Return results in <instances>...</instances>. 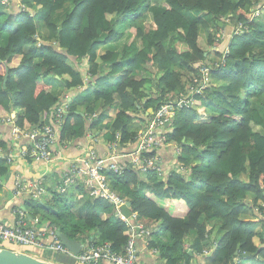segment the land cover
<instances>
[{
  "label": "trees",
  "instance_id": "1",
  "mask_svg": "<svg viewBox=\"0 0 264 264\" xmlns=\"http://www.w3.org/2000/svg\"><path fill=\"white\" fill-rule=\"evenodd\" d=\"M5 5L0 0V148L7 146L4 119L12 117L24 131L41 129L54 120L62 95L79 89L69 101L60 144L92 131L125 149L136 144L134 124L146 125L161 105L189 96L208 67V86L168 125L167 142L180 146L175 159L187 170L105 173L140 221L157 224L148 247L164 264H192L207 251L206 264H264V15L255 14L264 0ZM121 28L134 30V38L118 51ZM96 104L101 114L89 121ZM111 108L116 113L105 123ZM9 171L0 157V193ZM51 194L53 203L26 200L27 216L42 217L48 228L84 244L108 241L125 252L131 233L108 200L86 194L75 211L73 195ZM2 246L26 251L9 242Z\"/></svg>",
  "mask_w": 264,
  "mask_h": 264
},
{
  "label": "built area",
  "instance_id": "2",
  "mask_svg": "<svg viewBox=\"0 0 264 264\" xmlns=\"http://www.w3.org/2000/svg\"><path fill=\"white\" fill-rule=\"evenodd\" d=\"M11 0H3V3L8 5ZM210 68L203 67L202 84L194 88L192 87L189 96H181L177 99L161 105L147 127L141 131L136 140L134 148L130 151H122L118 144L108 142L109 153L101 155L95 145L89 147L85 154L74 160L68 171L65 172L62 181L59 185V192L65 194L70 192V189L78 181L86 179V183L90 187L89 194L95 198H104L114 206L116 217L124 220L130 230L131 236L127 243L124 253H119L112 248V244L106 242L87 241L84 244L82 251L75 255L65 246L57 233V228L35 227L31 226L27 219V213L24 209L18 210V215L15 224L7 225L0 222V246L3 242H9L24 248L50 249L58 253L66 255H75L79 264H101L103 261H108L111 264H143L140 258L139 240L145 239L148 247L153 228L139 220V216L131 208V215L127 216L123 211L122 206L127 203V199L120 195L111 185V181L105 173V170H111L118 175H123L127 169L138 170L140 173L157 172L163 176L167 173V168L159 162L158 151L166 145H173L167 142V133L170 131L168 125L174 117L178 109L192 106L196 103V93L202 91L210 82ZM69 103H60L55 111L54 120L47 123L41 129L33 131H24L18 125L14 124V119L9 117L7 120L14 124V135L17 138L26 136L32 140V147L25 155H28L36 160L46 161L48 163L54 160L52 147L57 144L60 139L61 126L64 123ZM93 117L89 118L92 121ZM174 146V153L178 156L181 153L179 145ZM154 155L150 153L154 152ZM8 162L12 159L7 156ZM172 168V167H171ZM176 170L184 173L187 168L176 162L172 171ZM169 171V170H168ZM171 171V170H170ZM47 192V189L42 186L41 181L16 183L15 194H27L32 198L38 199ZM264 208V203H263ZM264 218V210L262 214ZM149 248V247H148ZM150 249V248H149ZM158 254L156 249H150ZM237 260L235 264H240Z\"/></svg>",
  "mask_w": 264,
  "mask_h": 264
},
{
  "label": "crops",
  "instance_id": "3",
  "mask_svg": "<svg viewBox=\"0 0 264 264\" xmlns=\"http://www.w3.org/2000/svg\"><path fill=\"white\" fill-rule=\"evenodd\" d=\"M232 31V27L228 29V32ZM102 53L104 52V48L100 49ZM72 63V62H71ZM56 93H59L61 90L60 87L53 88ZM79 89H75L69 91L62 95L61 103L68 102L73 100L75 96L79 93ZM67 98L69 99L67 101ZM97 105V104H96ZM79 109L84 110V106H80ZM21 110H19V113ZM68 112V110H67ZM95 113H93L91 117H95L96 115L101 114V111H98V105L95 106ZM116 113L115 108H111L108 110V117L105 119L106 122L112 121L114 115ZM67 114V113H66ZM3 120L1 125V134L3 140L6 142V148H0V157L6 158L10 155L12 159L11 162H7L10 165V171L2 180L1 184L3 186V191L0 193V222H3L7 225L15 224L18 210L24 209L27 213V210L24 208L25 201L31 199L27 194L16 195V183L18 181L24 182H36L41 181L42 186H44L48 192H46L42 197H40V201H53L51 192L57 191L59 192V185L62 181V178L66 171L69 170L71 163L83 156L86 150L92 145L96 146V149L99 151L101 155H107L109 153L108 142L104 138V134L95 133L92 131H88L83 137L75 140H71L66 144H60V139L56 145L52 147L54 160L50 163L42 160H36L28 155H25L27 151H29L33 145L32 140L26 136H22L17 138L14 135V126L7 119ZM148 125H140L134 124L133 129L139 131H143ZM135 143H129L126 148L120 147L122 151H130L134 148ZM158 156L160 158V163L162 166L166 167L169 171L173 169L176 164L174 146L166 145L163 146L158 151ZM172 167V168H171ZM90 187L86 183V179L80 180L77 184L71 187L70 192L65 193L66 195H73L77 202H75L74 210L77 211L80 206L84 203L85 198L84 195L89 194ZM48 193V194H47ZM61 194V193H60ZM61 194V195H65ZM90 195V194H89ZM132 208V207H131ZM130 208V209H131ZM28 222L31 226L35 227H47L45 223L42 222V217L32 218L31 216H27ZM157 224L151 223L150 227L154 228ZM54 228V227H52ZM56 228V227H55ZM50 229V228H49ZM216 238V234L214 233L211 237ZM140 246V258L142 263L144 264H164L158 254L152 252L146 245L145 239L139 240ZM33 254V252H38L40 258H43L48 261L56 262L59 264H79L77 262V258L75 255H65L62 253H58L56 251L50 249H38L29 247L26 248V252ZM210 251H207L202 254H197L192 262V264H206V257L210 255ZM35 255V254H33ZM37 256V255H36ZM101 264H111L108 261H103Z\"/></svg>",
  "mask_w": 264,
  "mask_h": 264
},
{
  "label": "water",
  "instance_id": "4",
  "mask_svg": "<svg viewBox=\"0 0 264 264\" xmlns=\"http://www.w3.org/2000/svg\"><path fill=\"white\" fill-rule=\"evenodd\" d=\"M8 73L4 79L3 87L7 86ZM132 203L127 201L122 208L127 216L131 215ZM61 242L67 246L71 252L75 255H78L84 248V243L80 240L71 239L67 234L63 233L58 229L57 231ZM0 264H59L56 262L48 261L43 258H40L36 255H33L29 252L19 250V249H10L3 246H0Z\"/></svg>",
  "mask_w": 264,
  "mask_h": 264
},
{
  "label": "rangeland",
  "instance_id": "5",
  "mask_svg": "<svg viewBox=\"0 0 264 264\" xmlns=\"http://www.w3.org/2000/svg\"><path fill=\"white\" fill-rule=\"evenodd\" d=\"M14 2H16L17 3V5H18V3H20L21 4V2H22V0H14ZM6 6V5H5ZM261 14L262 16L264 15V9L262 10V9H259V10H257V11H255V14L256 15H258V14ZM196 14V13H195ZM194 15V14H193ZM196 15H202L201 13H198V14H196ZM259 16V15H258ZM207 17H209V16H207ZM124 32H125V36H124V38L120 41V42H118V43H116V44H114L115 45V48H116V50H118V51H120L121 49H122V46L123 45H125V44H129L132 40H133V38H134V30H127V29H125V28H121ZM203 34V36L205 35V33H202ZM220 35H221V37H223V38H226L227 36H228V34H224V33H220ZM202 45H205V41H204V39L202 40ZM98 53H102V51L101 50H99V52ZM154 77H152V79H153ZM256 105H259L258 104V102H256ZM255 127V126H254ZM48 192V191H47ZM48 194V193H47ZM35 199V198H34ZM36 200H40V198H38V199H36ZM2 245H3V243H1ZM19 248H21V247H19ZM22 249H24V248H22ZM29 252V251H28ZM33 254H35V255H37V256H39V254H38V252H33Z\"/></svg>",
  "mask_w": 264,
  "mask_h": 264
}]
</instances>
